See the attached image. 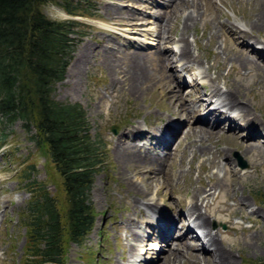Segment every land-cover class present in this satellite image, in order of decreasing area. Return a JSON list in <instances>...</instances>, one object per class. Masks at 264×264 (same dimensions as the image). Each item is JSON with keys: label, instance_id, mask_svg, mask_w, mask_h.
Returning a JSON list of instances; mask_svg holds the SVG:
<instances>
[{"label": "rangeland", "instance_id": "rangeland-1", "mask_svg": "<svg viewBox=\"0 0 264 264\" xmlns=\"http://www.w3.org/2000/svg\"><path fill=\"white\" fill-rule=\"evenodd\" d=\"M89 1L92 3L94 13L91 16L70 15L59 3L47 2L42 6L44 12L52 18L74 17L85 24L83 34L78 36L75 34L78 37L77 44L63 79L55 85L54 96L63 101L79 102L86 110L92 133L100 134L105 143L104 166L96 172L90 189V199L96 215L94 225L81 244L74 242L67 244L63 264H127L133 261L137 250L133 251L130 246L131 237L128 236L130 221H135L134 228L143 232L148 229L146 223H149L147 210L138 209L137 204L152 201V204L149 203L151 206H159L155 214H161L163 219L170 221L168 218L172 214L191 206L189 200L195 192L201 191V195H205L213 182H218L220 186L213 189V194L205 199L207 203L202 204L201 208L210 217V227L217 232V242L224 248L227 257L230 256L229 263L264 264V204L255 198L256 195H264V63L250 52L246 53L250 61L244 65L232 58L235 54H245L247 51L239 47L232 49L231 36L223 27L219 28L221 22L226 24L230 20L240 22L252 20L258 10L257 1L214 0L212 3V0H198L197 12L193 11L195 7L189 1L182 10L183 13L187 10L193 12L194 25L190 23L185 32L193 53L200 54L202 66L212 63L214 67L209 70L210 77L201 78L192 77L190 72H182L181 63L176 62L174 67L170 65L168 71L173 75L177 74L179 83L184 85L182 91L186 99H196L198 91L203 92V95L208 94L214 83L223 89H227L226 86L231 84L238 89L237 95L246 102L249 111V121L238 126L239 133L235 135L236 137L225 135L231 132L227 127L228 123L219 134L211 137L206 135L204 141L210 151L223 149L228 154L221 156L222 152L219 153L216 161L208 159V154L200 152L193 157L190 149L186 148L187 144L192 142L199 145V137L192 128L185 130L189 124L178 116L176 109L178 102L174 98H169L170 90L165 86L167 78L153 80L152 85L143 92L142 88H135L130 76L124 75L127 67L131 75L135 72L141 73L134 61H131V53L140 51L146 54L144 57L148 60L155 58L156 44L153 46L137 42L128 35L136 34V28L154 31L156 25L152 22L157 21V17L159 19L167 8L170 9L167 5L168 0L165 2L166 5L165 0H156L157 6L154 5V0ZM175 19L171 20L170 26H166L163 32L164 35L174 36L175 40L164 43V46L177 59L179 48L176 44L182 32V19L181 16H176ZM137 20L143 23L134 24ZM258 23L251 28V32H248L249 37L246 41L257 40L254 43L264 49V15ZM210 29L214 30L213 34H211L213 30ZM141 31L136 35L141 38L147 35V40L152 39L151 34L145 30ZM126 42H130L132 46L126 48L125 44H128ZM154 42L157 43V40ZM219 44L223 46L220 48ZM214 49L217 51L219 49L216 55ZM115 58L118 65L112 69L111 63ZM155 64L153 60V65ZM195 65L194 69L198 67ZM215 70L219 72L217 77ZM159 76L163 77V74L160 73ZM205 86L209 91L202 89ZM198 116L197 114L193 118V125L200 124ZM168 119L177 125V134L182 129L181 135H178V142L173 149L166 152L149 151L150 137L142 126L145 124L146 129L154 132L163 128L169 132L172 128L167 126V122L171 123ZM244 125L248 129H245ZM256 126L261 131L257 134L256 141L258 146L262 147L242 151L243 141L239 143L238 136L241 139L247 134L245 132L253 130ZM33 132L35 127L30 125L27 129L21 119L9 124L0 121V264L24 262L23 245L26 232L21 215L32 196V191L33 193L38 191L36 183L43 184L45 189L55 195L61 210L65 206L61 176L54 163L44 153V149L37 146L35 140L31 138ZM123 133L129 137L141 136L144 133V140L139 142L146 146L147 153L168 156L163 166L160 164L163 171L158 174L163 180L172 174L167 187L156 193L155 182L150 185L149 179L145 178L152 173L142 170L140 172L135 163L129 165L121 161L120 155L123 150L118 137ZM163 136H160L158 141ZM248 141L257 143L255 138H248ZM167 143L168 139L165 143L160 142L163 146ZM133 183L140 189L149 184L146 189L148 192L144 189L135 191ZM149 198L155 199L149 201ZM176 223L177 236L180 235V230L181 232L189 230L188 215L177 219ZM191 231L187 238L177 239L172 245L178 246V243L185 242L188 245L200 246L201 240ZM147 235L153 237L152 234ZM148 239L152 242L155 238ZM132 242L136 243L134 240ZM151 242L148 243L152 245ZM159 242L164 250L159 251L158 255L155 249L145 251L147 256L143 264H171L168 257L164 259L169 249L168 244L166 246L162 240ZM156 243L154 248L158 246ZM134 246L137 247L136 244ZM147 247L146 243L144 248ZM187 250V258L184 257L175 264H195L189 257L190 253L196 250L191 247ZM197 255L202 258L206 252L199 251ZM207 260H201L200 264H220L216 263L213 257Z\"/></svg>", "mask_w": 264, "mask_h": 264}, {"label": "trees", "instance_id": "trees-1", "mask_svg": "<svg viewBox=\"0 0 264 264\" xmlns=\"http://www.w3.org/2000/svg\"><path fill=\"white\" fill-rule=\"evenodd\" d=\"M47 2L70 15H94L89 0H0V121L35 127L30 136L54 163L65 197L61 210L55 195L35 184L21 215L23 264H63L67 244L86 239L96 216L90 189L105 162V143L92 133L84 107L54 96L85 24L48 16ZM255 198L264 204V195Z\"/></svg>", "mask_w": 264, "mask_h": 264}, {"label": "bare ground", "instance_id": "bare-ground-1", "mask_svg": "<svg viewBox=\"0 0 264 264\" xmlns=\"http://www.w3.org/2000/svg\"><path fill=\"white\" fill-rule=\"evenodd\" d=\"M189 1H191L190 2L191 5L195 7V9L193 8V11L196 10L197 5H198V0H168L167 5L170 6V9L168 10V8L166 7L167 10L163 14H161L159 19L157 17V21L155 22L151 21L154 25H156V28L154 31H150V29L149 31L146 29H140V28L135 29L136 34L141 33L142 32L141 30H145L146 33H149L152 35V39L157 40V43H155L154 40L152 39L147 40V35H144L145 38H141L140 36L136 34L128 35L132 40H135L137 42L141 41L143 43L153 45V46L154 44H156L155 45L156 49L154 52L155 58H151L149 60L146 57H144L146 54L140 51H136L133 53L129 52L132 54L130 58L131 61H134L136 68L138 70H141V73L138 74L135 72L134 75H131L130 74L131 71L127 67L126 71H124V75L130 76V78L133 81L132 84L135 85V88H142L143 92L152 85L153 80L155 79L160 80V78L161 79L167 78L168 81H167V84H165V86H167L170 90L169 98H174V100L178 102V108H176L179 113L178 116L182 118L183 120H185L187 124H189L185 130L192 128L193 130L196 131L197 136L199 137L198 139L199 145H196L195 142H192L190 144H187L186 148L190 149L193 157H195L196 154L199 155V152H200L203 154H208L209 155L208 159L214 161L216 156L219 153L222 152L221 156H226L228 154L223 149H220V150L216 149L214 151H210L204 141L206 135H208V137H211L215 134H219L220 130L227 123H228L227 127H229L228 130H231V132L230 131L229 133L225 132L226 133L225 135L226 136L230 135L232 137H234L235 135H238L239 133L237 131L238 126H240L242 122L245 123V121L246 122L249 121V118H248L249 111H248V107L246 106V102H244V100H241V97L237 95L238 93L236 90L238 89L237 88L235 89V87H232L231 84H228L226 86L227 89H223V88H219L218 86H216V83H214L212 84L213 87L211 91L208 92V94L206 93L203 95V92L198 91L199 95H197L196 99L187 100L186 95H184V91H182L184 85L179 83L178 77H176L177 74L175 73L174 74L175 76H174L171 73V71H168V69L171 68L170 65L174 67V65H176L177 63H181L180 69L182 70V72L183 71L190 72L192 74V77L201 76V78H204V77L206 78V77H210L209 70L211 68H214L212 63L202 66V61H201L202 57L198 53L197 54L193 53L191 43L189 42L187 35H185V32L188 29L189 24L191 23L194 25V22H195V20L193 19V14H192L193 12H189L190 10L189 11L187 10L188 12L186 11L185 13L182 12L183 8L186 5H188ZM213 1L214 0H212V3ZM255 1H257L258 10L254 14L255 17L252 20L246 21V22L230 20V22L226 24L221 22L219 25V28L223 27L228 33V35L231 36L232 40L230 41L232 42L231 44L232 49H236L237 47L242 48L244 50L246 49L247 52H245V54L238 53V54H235L234 57H232L236 59L238 62H240L241 65L242 64L244 65V63H247L250 61V59L247 57L248 56L247 54H249L248 52L253 53L254 55H257L256 57H258V59H260L264 63L263 47L259 46L261 49H257V47L255 48L249 43V40L246 41V38L249 37V36L247 37V35H249L248 32H251V28H253V26H255L256 24H259L258 23L259 20L264 15V0H255ZM195 12H197V10ZM176 16H181V19H182L181 20L182 32L180 34L179 39H177L178 44H176L179 48V50L177 51L178 52L177 59L174 58L173 57L174 54L171 51H169L166 46H164V43L173 42L175 40L174 36H169L167 34L164 35V32H163V29H165L166 26L169 25L171 20L176 18ZM141 23H143V21L137 20L136 23L134 24L140 25ZM212 30L213 29H210V31ZM213 33H214V30L213 32H211V34ZM254 42H257V40H255ZM219 45H220L219 46L220 48L223 46V44H219ZM140 46H143V45H140ZM214 50H215L214 55H216L219 49L218 51L216 49ZM231 51L234 52L233 50ZM116 60L117 58H115L111 63L112 69H115L118 65V63H116ZM153 60H155L156 62L155 66L153 65ZM194 64L198 66L195 69L193 67ZM160 73L163 74V77L159 76ZM215 74H216V77L219 76V72H217V70H215ZM187 80H188V77H187ZM197 114L199 115L198 121L200 124L193 125L192 120L193 118H195ZM209 115L212 116L210 119L208 117ZM169 121L171 123L167 122V124H170L172 126L171 127L172 129L168 133L171 134L172 131L177 130L178 127L177 125H175V123L172 120H169ZM244 128L248 129L246 125H244ZM259 132L261 131L258 130V127L256 126L253 130L250 129V131L248 130V132H245L247 134L245 136H242L241 139L238 136L239 143L243 141V144L241 143L242 151L248 150L249 148L252 149L254 147H257L258 149L262 147V146H258L259 144L256 141V138H257L256 136ZM143 136H144V133H142L141 136L135 135L131 137L123 133L120 137H118V142L119 144H121V147L123 150L122 155H120V159L122 162H125L126 164L135 163L136 167L139 169L140 172L142 170L144 172L148 171L152 173V175L150 174V176H145V175L144 176L146 179H149V184L150 183L152 184L155 182L156 193H157L159 192V190H162L163 188L167 187L168 184H170L169 180L171 181V178H172V174H170V176L168 177L166 176L167 178H164L165 180L162 179L163 178L162 176H161L162 177L161 179L158 177V174H161V172L163 171V167H162L164 164L163 162L167 160L168 156H163L160 153H156V154L150 153V152L147 153L146 146L143 143L141 144L139 142V140L140 141L144 140ZM248 138L250 139L255 138V142L257 143L249 142ZM159 141L165 143V141H167V138L162 137V139ZM168 145L169 143H167V145L165 144L164 147H167ZM243 146L245 147L243 148ZM171 153L173 155V152ZM144 166L145 168H143ZM149 184L147 185V187L151 185ZM216 186H220V184L218 182H213V184L208 189L209 191L205 195H201V191L195 192L189 200V204H191V206L190 207L186 206L182 209H179L175 214H172V216L168 218L170 219V221L165 220V222H163V225H165V227L162 228L161 230H160L161 221L158 219L157 217L158 215L155 214V211L159 208V206L153 207V205L152 206L150 205L152 204V201L150 200H153L155 198L148 199L150 201L149 202L150 204L147 203V201H144L143 204L139 203L136 205L138 209L143 208V211L147 210L146 214L149 217V223L155 225L156 228L158 227L159 236L164 237V239L166 240V243L168 244L169 249L167 251V254L164 255V259L165 257H168L171 264H175L178 260L183 259L184 257L187 258V255H186V253L188 252L187 249H189L190 247L196 250L194 252H191L190 257H189L190 259H193V263L195 264H200L201 260L206 261L207 258H212V257L216 263L233 264V263H229L231 262V260H228L230 256L227 257L228 255L226 254V251L224 250V248H222V246H220V243L217 242V239H216L217 232H214L213 229L210 227L209 215H207L206 212L203 211L201 208L202 204L206 205L207 202H205V199L211 195V193L213 192V189L216 188ZM133 187L135 191H140L143 189L144 191H146V189H148L146 186L143 189L137 188V185L135 183H133ZM196 191H198V189ZM187 215H188L189 230H185L184 232H181L179 228L180 235L179 234L178 236L177 234L175 235L173 231L175 227H177L178 225L176 223L177 219L183 218V216L186 217ZM135 223H136L135 221H130L129 225L131 226L129 227L128 236L131 237V240H130L131 249L133 251L136 249L137 254L134 260L127 262V264H142V261L145 260V257L141 253L144 242L148 238H155L152 240L153 242L154 240L157 239V237L155 236L149 237L150 235L145 234V232L143 231H139V230L137 231L134 228ZM189 231H191V233L195 234V236H197L201 240L200 246L196 247V246L188 245L185 242L178 243V246L172 245L173 243L176 242L177 239L179 240V239L187 238V236L189 235ZM132 240L136 242L135 244L137 245V247L138 246L140 247L139 249L134 246L135 244L132 242ZM199 251L206 252V255L200 258L197 255V252L199 253ZM184 261L186 262V260Z\"/></svg>", "mask_w": 264, "mask_h": 264}, {"label": "water", "instance_id": "water-1", "mask_svg": "<svg viewBox=\"0 0 264 264\" xmlns=\"http://www.w3.org/2000/svg\"><path fill=\"white\" fill-rule=\"evenodd\" d=\"M245 163H243V165H244Z\"/></svg>", "mask_w": 264, "mask_h": 264}]
</instances>
